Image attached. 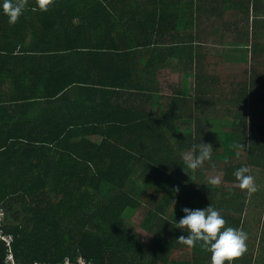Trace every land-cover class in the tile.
<instances>
[{
    "label": "trees",
    "instance_id": "obj_1",
    "mask_svg": "<svg viewBox=\"0 0 264 264\" xmlns=\"http://www.w3.org/2000/svg\"><path fill=\"white\" fill-rule=\"evenodd\" d=\"M203 1L51 0L42 11L27 0L20 19H71L73 10L102 34L72 41L78 61L66 67L5 53L19 43L0 41V230L14 237L15 264H210L176 228L184 208L210 205L248 235L235 264H264V125L253 119L264 118V73L246 70L231 88L214 72L193 32L182 34L214 13ZM243 43L264 57L254 27ZM161 68L192 78L190 90L162 95ZM147 98L151 111L139 103ZM201 141L211 159L191 169L183 152ZM242 166L255 180L251 197L233 174ZM137 212L147 238L129 223ZM7 256L0 240V264Z\"/></svg>",
    "mask_w": 264,
    "mask_h": 264
},
{
    "label": "crops",
    "instance_id": "obj_2",
    "mask_svg": "<svg viewBox=\"0 0 264 264\" xmlns=\"http://www.w3.org/2000/svg\"><path fill=\"white\" fill-rule=\"evenodd\" d=\"M183 1L185 3V0ZM203 2L209 9H213L214 13L210 16L202 13L203 16H198V19H195L194 30H189L188 33L182 34L188 36L193 32V36L197 39V47L201 46L203 53H208L214 58L212 63L218 64L212 67L214 72L218 74L221 69L223 71L224 67L230 68L231 66H233V70L238 69L237 71L249 70L251 72L253 69L259 71L258 67L255 68L252 65V61L254 60L255 65H261L264 57L261 58L260 56L255 59L252 57L250 61H248L247 57H244L245 62L243 64H238L235 57L237 56L236 54L244 53L243 50H246L252 56V53L246 48L244 43L242 48L238 47V45L240 44V38L244 36L246 40V35L253 27L259 41L264 39V0H204ZM62 6H58L55 14L59 15L67 12L60 10ZM153 7L156 8L154 5ZM69 15H71V19H35V15L30 14L29 17L19 19L15 24H9L8 19H0V41H2L1 39H10L15 43H19V47L16 49L10 47L5 50V53L10 51L12 55L20 56L26 52L29 55L40 58L46 57L47 59L56 57L52 59L51 66L60 67L64 65L66 67L70 65L69 63L75 66L76 61H78L74 57L77 48H69L68 46L74 44L73 42L76 44V39H80L82 43L79 44L84 45H86L87 40V45H89L91 37L96 34H102V32L101 30L93 29L92 19L85 18L88 15L87 13L80 17L76 16L77 13L71 10ZM173 33H164L165 38H171ZM52 43H54V47H50ZM22 45L31 47L22 48ZM215 48H217V51H215ZM172 73L181 76L184 87L182 85L179 86L180 88L171 87V93H161L162 95H175L177 91L182 94L181 91L183 89L186 90V87L190 90L193 84L192 78H190L192 81L189 79L186 85L184 75L181 72L172 71ZM231 80L229 79L228 83L223 82L227 84V87L232 88L238 82L231 83ZM9 84L10 80L6 79L5 86L7 87ZM148 99H152V102ZM154 101L155 98H147L144 99V102L139 101V103L151 111L154 107ZM258 118L264 120V118Z\"/></svg>",
    "mask_w": 264,
    "mask_h": 264
},
{
    "label": "clouds",
    "instance_id": "obj_3",
    "mask_svg": "<svg viewBox=\"0 0 264 264\" xmlns=\"http://www.w3.org/2000/svg\"><path fill=\"white\" fill-rule=\"evenodd\" d=\"M51 0H36L39 10L47 11ZM27 0H0V13L8 18L9 24H15L23 16ZM243 147V146H241ZM239 155V153H237ZM212 146L193 144L190 156L186 159L187 167L196 169L210 160ZM249 168L242 166L233 173L238 187L251 197L257 191L254 177ZM219 184L220 180L213 181ZM184 215L176 221V228L186 235H180L177 241L192 248L197 244L211 254L210 264H235V261L247 251L248 235L242 228L227 226L221 212L212 205L204 209H183Z\"/></svg>",
    "mask_w": 264,
    "mask_h": 264
},
{
    "label": "rangeland",
    "instance_id": "obj_4",
    "mask_svg": "<svg viewBox=\"0 0 264 264\" xmlns=\"http://www.w3.org/2000/svg\"><path fill=\"white\" fill-rule=\"evenodd\" d=\"M209 42L211 43V41H209ZM215 51H217V48H215ZM243 51H244V53L236 54L237 56L235 57V60L238 62V64H243L245 62L244 57H247L248 61H250L252 59V56L250 55V53H248L246 50H243ZM232 61L234 62L233 59H232ZM252 65L255 68L258 67L259 72L264 73V58L262 59L261 65H255L254 60L252 61ZM166 69L167 68L161 69L156 74V78H157V81L159 83V87H158L159 91L162 94H167V93H171L170 92L171 87L180 88L179 86H181V85H182V87H184V85L182 83L181 76L178 74L174 75V73H172L171 69H167V70ZM233 69H234L233 66H231L230 68L224 67L223 71L221 69L219 71L220 73L218 75L221 77L222 80L224 79V81L226 83H228L229 79H232L230 81L232 83L235 81L241 82L247 78L245 75V72H244L245 70L237 71L238 69H236V70H233ZM190 81H192V79H190ZM253 119H254L255 123L260 124V125H264V120L259 119L257 116H253ZM183 156L187 159L190 156V151L183 152ZM207 175H209L208 177L212 178V179L220 178V177L222 178V176L218 172H214V173L208 172ZM129 218H130L129 219L130 225L137 227V229L139 228V231L141 232L142 236L144 237L146 233L140 229L141 224H142L143 219H144V216L141 213L137 212L136 214L129 216ZM252 223H253L252 224L253 227H257V223L253 219H252ZM255 229L256 228H254V230ZM144 238H147V237H144ZM249 241H250V244L253 245L252 248L254 250L255 247L257 246L256 239H253V240L249 239ZM179 255H183L184 257L190 256L187 253L182 254V252H178L175 257L177 258Z\"/></svg>",
    "mask_w": 264,
    "mask_h": 264
},
{
    "label": "built area",
    "instance_id": "obj_5",
    "mask_svg": "<svg viewBox=\"0 0 264 264\" xmlns=\"http://www.w3.org/2000/svg\"><path fill=\"white\" fill-rule=\"evenodd\" d=\"M3 213L0 212V216H2ZM13 235H4L3 232L0 230V240L6 243V246L8 248V256H7V264H15V256L14 252L12 251V243H13ZM82 264H85L83 261H81Z\"/></svg>",
    "mask_w": 264,
    "mask_h": 264
}]
</instances>
